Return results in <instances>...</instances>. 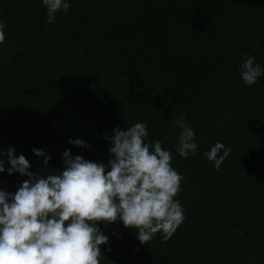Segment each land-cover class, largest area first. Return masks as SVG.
<instances>
[{
  "label": "trees",
  "instance_id": "trees-1",
  "mask_svg": "<svg viewBox=\"0 0 264 264\" xmlns=\"http://www.w3.org/2000/svg\"><path fill=\"white\" fill-rule=\"evenodd\" d=\"M68 2L48 24L42 0H0V152L14 148L40 175L62 171L66 149L107 165L105 136L146 123L145 142L161 141L184 177V220L149 244L100 223V264H264V74L248 86L239 71L247 55L264 69V0ZM180 113L198 145L187 158ZM218 141L231 151L216 170L202 154ZM2 159L0 190L15 193L28 177Z\"/></svg>",
  "mask_w": 264,
  "mask_h": 264
},
{
  "label": "clouds",
  "instance_id": "clouds-1",
  "mask_svg": "<svg viewBox=\"0 0 264 264\" xmlns=\"http://www.w3.org/2000/svg\"><path fill=\"white\" fill-rule=\"evenodd\" d=\"M42 4L48 24L55 23L56 13L70 8L68 0ZM6 27L0 21V44ZM255 60L247 55L239 69L245 85L257 83L264 74ZM173 126L182 130L176 152L184 158L195 155L196 134L184 113ZM147 136L146 123L137 122L126 131L117 126L111 137L105 136L112 145L107 165L66 149L64 169L46 175L29 171L30 161L17 156L14 148L0 152V173L6 170L2 157L7 155V172L28 177L15 193L0 190V264H100L101 245L109 243L100 223L120 221L136 229L141 244H149L157 233L166 242L184 220V209L174 199L184 177L172 167V152L159 140L146 143ZM70 143L90 147L80 139ZM230 151L218 141L202 155L219 170ZM33 152L48 164L50 156L42 149Z\"/></svg>",
  "mask_w": 264,
  "mask_h": 264
}]
</instances>
